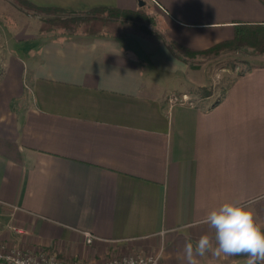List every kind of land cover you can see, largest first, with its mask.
I'll return each instance as SVG.
<instances>
[{"label": "crops", "instance_id": "crops-1", "mask_svg": "<svg viewBox=\"0 0 264 264\" xmlns=\"http://www.w3.org/2000/svg\"><path fill=\"white\" fill-rule=\"evenodd\" d=\"M28 1L86 11L137 10L142 0ZM149 1L166 38L197 51L233 39L238 24H264V0ZM3 28L0 22V239L57 244L84 260L120 250L187 264L185 244L214 236L202 223L211 209L254 201L264 221V64L209 105L199 101L213 95L196 92L172 104V82L183 85L188 63L164 42ZM161 70L172 73L167 81Z\"/></svg>", "mask_w": 264, "mask_h": 264}, {"label": "rangeland", "instance_id": "rangeland-1", "mask_svg": "<svg viewBox=\"0 0 264 264\" xmlns=\"http://www.w3.org/2000/svg\"><path fill=\"white\" fill-rule=\"evenodd\" d=\"M144 2L145 5L139 6L138 9L144 7L145 11H147L150 15L151 21L146 22L145 24L149 31L142 30L138 22L126 21L123 23L122 30L118 33V35L131 37L137 43L144 45L148 44L149 41L155 40L158 43H162L163 41L157 36L166 38L164 20L152 2L149 0H144ZM45 17V14L28 10L18 4L16 0H0V22L4 26L3 29L7 32L10 31L11 33L12 31L17 33L26 29L30 36H34L35 34L47 36L68 35L63 34L60 30L42 34L40 32L41 20ZM74 35L97 37L83 33H77ZM261 64H264V51L258 45L253 44V42L244 43L231 48H224L219 52H212L204 55H191L188 57V66L184 65V69H186L183 70L184 74L181 73L183 85L179 87L176 84L177 80H173L172 84H174L177 88L171 91L170 95L173 94L179 98H183L185 96L189 102L192 100L187 98V95L181 96L183 92H192L193 94L196 92L199 97L205 96L207 93L211 92L213 95L211 100L199 101L201 104L209 105L208 102L213 103L222 96L228 85L237 76L245 73L256 65ZM159 73L162 75V81H167L166 78L172 75L169 71L163 70ZM178 75L180 76V72ZM188 82L190 83V86H187ZM57 246V244H54L49 247L51 249L59 250L64 259L73 260L77 257L70 256L67 254V250L65 248H58ZM109 255L110 254L105 256L97 255L96 259H104ZM87 261H93V259Z\"/></svg>", "mask_w": 264, "mask_h": 264}, {"label": "trees", "instance_id": "trees-1", "mask_svg": "<svg viewBox=\"0 0 264 264\" xmlns=\"http://www.w3.org/2000/svg\"><path fill=\"white\" fill-rule=\"evenodd\" d=\"M16 2L28 10L46 15L41 20L40 32L42 34L60 30L63 34L68 35L83 33L97 37H116L121 32L123 23L126 21L138 22L144 31H149L145 24L151 21V17L144 7L138 10H125L117 7L100 6L86 11H74L61 7H42L28 0H16ZM157 37L166 44L174 56L187 63L188 57L191 55L219 52L224 48H231L250 42L258 45L264 51V24H238L235 27L233 39L223 41L202 51L181 46L168 38ZM225 91L223 94H225ZM211 94L209 92L205 96H210ZM9 144V146H14L11 143Z\"/></svg>", "mask_w": 264, "mask_h": 264}, {"label": "clouds", "instance_id": "clouds-1", "mask_svg": "<svg viewBox=\"0 0 264 264\" xmlns=\"http://www.w3.org/2000/svg\"><path fill=\"white\" fill-rule=\"evenodd\" d=\"M254 201L224 202L211 209L202 223L214 230L184 246L187 264H199L198 258L211 253L214 257H247L246 264H264V221H259L251 206Z\"/></svg>", "mask_w": 264, "mask_h": 264}, {"label": "built area", "instance_id": "built-area-1", "mask_svg": "<svg viewBox=\"0 0 264 264\" xmlns=\"http://www.w3.org/2000/svg\"><path fill=\"white\" fill-rule=\"evenodd\" d=\"M170 103H185V96L179 98L170 95ZM11 231L17 236L27 235L26 229L12 226ZM87 245H92L95 238L86 233ZM104 259L87 261L76 257L73 260L64 259L59 250L50 247L27 246L16 242H8L0 239V264H161V253H128L120 250H109L103 254L108 255ZM100 256V255H99ZM102 256V255H101Z\"/></svg>", "mask_w": 264, "mask_h": 264}, {"label": "water", "instance_id": "water-1", "mask_svg": "<svg viewBox=\"0 0 264 264\" xmlns=\"http://www.w3.org/2000/svg\"><path fill=\"white\" fill-rule=\"evenodd\" d=\"M140 5L141 6H144L145 5V2L142 0V1H140Z\"/></svg>", "mask_w": 264, "mask_h": 264}]
</instances>
